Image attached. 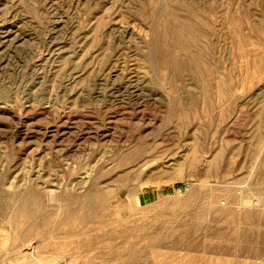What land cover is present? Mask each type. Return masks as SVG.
Returning <instances> with one entry per match:
<instances>
[{
    "label": "rangeland",
    "instance_id": "obj_1",
    "mask_svg": "<svg viewBox=\"0 0 264 264\" xmlns=\"http://www.w3.org/2000/svg\"><path fill=\"white\" fill-rule=\"evenodd\" d=\"M264 264V0H0V264Z\"/></svg>",
    "mask_w": 264,
    "mask_h": 264
},
{
    "label": "bare ground",
    "instance_id": "obj_2",
    "mask_svg": "<svg viewBox=\"0 0 264 264\" xmlns=\"http://www.w3.org/2000/svg\"><path fill=\"white\" fill-rule=\"evenodd\" d=\"M53 264H62L60 260L55 261Z\"/></svg>",
    "mask_w": 264,
    "mask_h": 264
}]
</instances>
